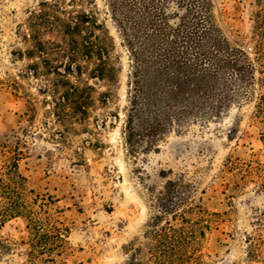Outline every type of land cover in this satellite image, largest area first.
<instances>
[{
  "label": "rangeland",
  "instance_id": "rangeland-1",
  "mask_svg": "<svg viewBox=\"0 0 264 264\" xmlns=\"http://www.w3.org/2000/svg\"><path fill=\"white\" fill-rule=\"evenodd\" d=\"M42 1L0 0V169L15 162L31 208L43 203L67 230L54 264H264L262 76L255 73L254 95L221 119L171 131L155 147L131 154L125 132L131 55L108 0L73 3L104 25L119 70L114 86L83 76L94 92L79 123L57 118L52 77L29 75L39 60L26 56L25 37ZM211 1L224 36L253 58L257 0ZM42 39L59 42L60 36L44 32ZM108 91L112 97L103 102ZM170 182L177 185L171 195ZM189 207L202 211L186 212ZM179 215L194 223L200 218L199 224L185 244L163 248L154 234L186 227ZM29 236L24 218L5 220L0 264H26ZM40 259L35 264H44Z\"/></svg>",
  "mask_w": 264,
  "mask_h": 264
},
{
  "label": "trees",
  "instance_id": "trees-1",
  "mask_svg": "<svg viewBox=\"0 0 264 264\" xmlns=\"http://www.w3.org/2000/svg\"><path fill=\"white\" fill-rule=\"evenodd\" d=\"M73 3L42 1L39 11L30 16L31 32L25 38L30 42L26 56L39 60L28 67L29 75L52 77L50 90L57 118L79 123L88 114L94 92V87L82 83L83 76L114 86L119 70L112 61L113 43L104 25L92 12L73 10ZM108 3L131 55L125 125L129 153L155 147L171 131L181 132L191 124L221 119L232 106L254 95L256 72L262 76L259 85L264 86V0H257L254 14L253 58L224 36L211 0ZM172 4L177 11H172ZM54 31L60 36L59 42L42 39L44 32ZM101 95L103 102L112 97L111 91ZM259 100L257 113L264 117L263 94ZM5 170L0 169V225L10 218H24L30 235L26 264H35L41 257H45L40 259L42 263L54 264L55 256L65 247L67 230L48 216L43 203L38 211L31 208L33 199L26 201L24 179L15 162L6 165ZM169 186L171 195L177 185L170 182ZM193 209L189 207L186 212L202 211L199 207ZM179 217L186 227L168 226L155 232L156 243L163 248L185 244L200 221ZM138 251L134 249L135 254Z\"/></svg>",
  "mask_w": 264,
  "mask_h": 264
}]
</instances>
